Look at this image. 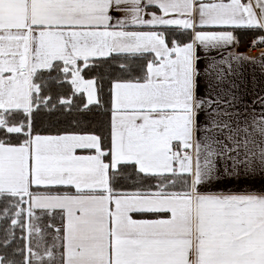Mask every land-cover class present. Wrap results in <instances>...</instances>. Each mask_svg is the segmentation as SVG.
I'll return each instance as SVG.
<instances>
[{
	"label": "snow or ice",
	"instance_id": "snow-or-ice-1",
	"mask_svg": "<svg viewBox=\"0 0 264 264\" xmlns=\"http://www.w3.org/2000/svg\"><path fill=\"white\" fill-rule=\"evenodd\" d=\"M246 65L264 0H0V264H264Z\"/></svg>",
	"mask_w": 264,
	"mask_h": 264
},
{
	"label": "crops",
	"instance_id": "crops-1",
	"mask_svg": "<svg viewBox=\"0 0 264 264\" xmlns=\"http://www.w3.org/2000/svg\"><path fill=\"white\" fill-rule=\"evenodd\" d=\"M249 38V37H248ZM246 38L244 42H242L239 46V51H241V47L243 44L247 41ZM255 77V81L254 78ZM238 83L241 84V87L247 88V95L245 96V99L248 101V103H252L255 94L264 95V73L261 72L259 65H246L243 75V80L238 81Z\"/></svg>",
	"mask_w": 264,
	"mask_h": 264
},
{
	"label": "built area",
	"instance_id": "built-area-1",
	"mask_svg": "<svg viewBox=\"0 0 264 264\" xmlns=\"http://www.w3.org/2000/svg\"><path fill=\"white\" fill-rule=\"evenodd\" d=\"M251 38L249 37L247 41L243 44L241 47V52H246L250 56H258L259 54V49H250L249 44H250Z\"/></svg>",
	"mask_w": 264,
	"mask_h": 264
}]
</instances>
